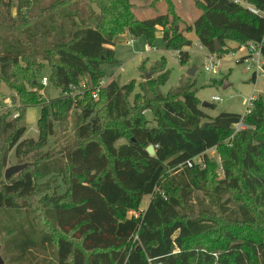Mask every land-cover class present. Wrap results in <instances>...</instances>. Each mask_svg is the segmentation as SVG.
Returning <instances> with one entry per match:
<instances>
[{"label":"trees","instance_id":"trees-1","mask_svg":"<svg viewBox=\"0 0 264 264\" xmlns=\"http://www.w3.org/2000/svg\"><path fill=\"white\" fill-rule=\"evenodd\" d=\"M192 1L200 16L189 23L173 0H154L150 7L164 2L166 12L148 19L138 18L134 0H31L26 20L25 0H0V86L21 104L17 119L0 115V244L6 264H264L261 97L248 115L209 116L200 108L195 83L181 81L161 93L170 77L164 61L154 68L157 79L142 87L148 95L140 105H130L132 87L117 81L96 100L90 92L70 94L87 76L94 87L104 80L102 66L118 63L113 48L126 33L153 47L160 31L167 51L182 52V64L190 58L183 49L192 46L186 36L192 33L218 57L228 54L230 42L262 44L264 57V0ZM47 67L49 83L64 95L49 102L40 93ZM33 107L41 108L37 139L26 138V113ZM73 108L81 112L73 139L43 151L55 136L56 109L67 123ZM241 122L246 129L235 133ZM215 149L221 179L216 159L208 157ZM12 151L27 164L5 179ZM197 158L203 165H187ZM54 177L64 180L65 195L36 201L39 182ZM147 196L146 209L130 215Z\"/></svg>","mask_w":264,"mask_h":264},{"label":"rangeland","instance_id":"rangeland-1","mask_svg":"<svg viewBox=\"0 0 264 264\" xmlns=\"http://www.w3.org/2000/svg\"><path fill=\"white\" fill-rule=\"evenodd\" d=\"M27 7L22 10L21 17L27 19L29 16V6L31 0H25ZM154 0H134L135 12L140 19L152 18L157 14H163L166 12V5L164 2L158 4V7H150ZM177 7V12L189 23L194 22L199 16L200 12L195 8L192 0H173ZM133 2V1H132ZM245 6H249L243 2ZM16 6L14 7V14H16ZM16 17V15H15ZM162 33L160 31L156 34V41L153 47H150L145 38L133 39L126 33L118 38L116 41L115 52L117 64L103 65L102 70L105 72L104 80L106 85L112 81H117L121 86L130 85L132 87L131 95L129 96V103L133 106L137 100L138 105L141 104L142 98L146 93L142 87L148 89L146 83L157 79L158 74L155 73V66L158 63L164 61L165 69L170 71V77L167 83L160 88L161 93L166 95L171 89H175L180 85V82L195 83V89L197 90V97L201 101L200 108L212 117H216L221 113H236L244 115L250 107V99L255 96L256 99L262 98L264 100V65L263 72L259 75L257 82L252 80L254 71H248L244 63H238V58L242 55V51H239L241 46L235 42H230L228 51L223 57H218L215 54H210L204 47H202L196 38L192 34L186 35L189 39L193 40V44L189 48L183 49L190 55L189 60L182 64L179 56L181 51H167L165 49ZM133 40V43H129ZM235 53L236 55H233ZM211 56L218 57L221 61V65L214 67L212 70H207ZM264 61V59H263ZM195 68L196 73L194 77L188 75L189 70ZM51 70L47 67L43 76L48 77ZM151 74V79L146 80V74ZM90 82L89 77H85L81 81L82 83ZM80 84V85H81ZM78 90L72 92V96L78 95ZM43 92V90H42ZM42 92H40L42 94ZM0 115L2 110L6 107L7 101L12 97V92L5 86H0ZM71 94V93H70ZM64 97L61 90L54 88L51 84L45 88L44 98L47 102ZM76 97V96H75ZM215 97L221 98L222 102H215ZM96 100V99H94ZM210 104L212 107H204V104ZM253 108V107H251ZM55 116L58 121H55V136L48 138L47 145L43 148V151H54L61 149L68 141L74 137L75 121L77 116L81 113L79 109L73 108L70 111V118L67 123H61L64 114L56 109ZM41 114L40 107H34L27 112V124L28 131L26 138L38 137L37 120ZM144 116L152 123L153 116L149 111H145ZM11 116L8 115L7 120H11ZM54 116V117H55ZM234 137V135L232 136ZM126 139L121 140L117 145L125 144ZM208 157L216 159L218 168L216 174L218 178H223V168L221 156L218 155V151L211 150L208 152ZM203 161L200 158L195 159V164L200 165ZM26 159H17L14 151L8 155V166L5 172L18 165H26ZM199 166V167H200ZM4 179V178H3ZM205 183V187L209 186L208 182ZM40 191L36 195V201L46 200V198H58L63 197L67 192V185L60 177H54L39 182ZM150 197L147 196L142 201L138 210L133 211L130 215L138 217L148 206ZM1 256L5 262V253L2 245Z\"/></svg>","mask_w":264,"mask_h":264},{"label":"built area","instance_id":"built-area-1","mask_svg":"<svg viewBox=\"0 0 264 264\" xmlns=\"http://www.w3.org/2000/svg\"><path fill=\"white\" fill-rule=\"evenodd\" d=\"M235 2H239V0H235ZM256 12V10H253ZM129 43H133V40ZM242 51V55L238 58V62L242 61L246 65V68L248 71H254V74L257 75V77L263 72V65H264V57L262 54V44H256V43H247L245 45H242L240 50ZM233 55H236L233 53ZM221 60L218 57H213L211 56L210 61H209V66L207 67V70H212L214 67L220 66L221 65ZM42 85L44 88L49 87L50 83L48 80V77H43L42 79ZM106 81L102 80L98 86L94 87L93 84L90 82L88 83H82L79 87V94L78 95H83L86 92H90V95L93 99H98V95L101 91V89L105 88ZM78 90V87L74 86L72 87V92ZM67 95V94H66ZM72 95V93H71ZM77 96V95H75ZM73 96V97H75ZM215 102H222L221 98L215 97L213 99ZM256 100L255 96H252L250 99V107L248 108V111L244 114L248 115L253 107V103ZM21 107V104L19 102V97L16 93H12V97L10 100L7 101L6 107L2 110L3 113L1 114H12L13 119H17L20 116V111L19 108ZM235 133L246 129V126L241 122L233 127ZM195 163L194 162H188L187 165L189 167H193ZM203 165V163H200ZM215 257H217L216 254H214Z\"/></svg>","mask_w":264,"mask_h":264},{"label":"water","instance_id":"water-1","mask_svg":"<svg viewBox=\"0 0 264 264\" xmlns=\"http://www.w3.org/2000/svg\"><path fill=\"white\" fill-rule=\"evenodd\" d=\"M217 49H219V45L217 43ZM195 73H196V69L193 68L191 70H189L188 72V75L190 77H194L195 76ZM151 79V74L150 73H147L146 74V80H150ZM204 107H212L210 104H207L205 103L204 104ZM147 152L153 156L155 154V150H154V147L153 146H149L148 149H147ZM25 168L24 165H18V166H13L11 168H9L6 172H5V179H10L13 175L19 173L20 171H22L23 169ZM0 264H4V260L1 256V248H0Z\"/></svg>","mask_w":264,"mask_h":264},{"label":"crops","instance_id":"crops-1","mask_svg":"<svg viewBox=\"0 0 264 264\" xmlns=\"http://www.w3.org/2000/svg\"><path fill=\"white\" fill-rule=\"evenodd\" d=\"M30 7H31V4H30V6H29V10H30ZM251 9H253V7L251 6L250 7ZM16 9V8H15ZM12 14H13V16H15L16 14H17V9H16V14H14V7H13V9H12ZM24 20H26V19H24ZM114 50H115V48H113ZM259 77V76H258ZM258 77H257V80H258ZM257 80H256V82H257ZM44 93H45V89L43 90V92H42V95L44 96ZM34 108V107H33ZM29 109H31V108H29ZM28 109V110H29ZM28 110H27V112H28ZM207 114V113H206ZM210 116V115H209ZM40 118V117H39ZM26 119H27V113H26ZM39 120V119H38ZM38 120H37V123H38Z\"/></svg>","mask_w":264,"mask_h":264}]
</instances>
